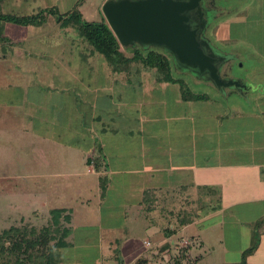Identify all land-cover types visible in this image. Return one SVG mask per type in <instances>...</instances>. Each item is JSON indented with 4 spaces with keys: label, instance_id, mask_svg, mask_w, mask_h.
<instances>
[{
    "label": "rangeland",
    "instance_id": "374dc122",
    "mask_svg": "<svg viewBox=\"0 0 264 264\" xmlns=\"http://www.w3.org/2000/svg\"><path fill=\"white\" fill-rule=\"evenodd\" d=\"M76 1L5 0L0 8L2 12L31 14L55 7L65 13ZM105 1L84 0L79 7L82 19L106 21L102 11ZM236 3L235 9L214 25L212 36L225 48L245 52L243 65H251L258 81L264 83V0ZM45 17L39 25L9 24L10 37L18 41L17 56L22 55L17 61L10 57L14 51L10 52L8 42L0 45V56L6 55L0 58V231L20 218V210L29 215L28 224L43 225L49 208L64 206L71 208L73 215V245L64 249L67 264H138L140 260L172 264L183 245L187 253L183 264L190 258L192 264L246 262L249 255H255L252 264H264L256 249L242 256L252 243L249 228L240 224L260 212L251 214L246 207L260 210L262 203L214 213L211 207L219 198L208 194L210 189L194 192L191 188L186 192L196 200L192 207L208 218L169 233L173 221L164 213L178 211L188 195L184 198L177 193L175 198L176 188H162L158 207L164 213L159 209L145 213L138 189L143 185L137 178L138 170L151 163L142 157L148 149L142 143L149 140L145 137L149 131L139 132L141 121L158 118L167 134L170 121L165 119L171 115L178 116V133L193 141V162H202L210 175H219L222 165H264V85L245 99L229 98L196 80L194 83L189 74L175 71L188 86L185 95L196 97L186 102L179 82L156 83L153 76L142 73L130 76L132 81L138 76L141 84L133 81L129 85L127 79L119 80L117 74L110 73L101 54L89 55V45L77 30L58 27L54 14ZM30 51L35 52L33 57L24 55ZM241 71L237 67V74ZM94 88L99 107H103L98 109L102 120L87 125L83 116L71 114L76 107L81 112L87 110ZM107 95H112L111 99ZM199 95L205 96L197 98ZM175 134L177 131L171 136ZM88 157L99 158L101 172L90 170L94 167L86 164ZM98 175L108 177L103 194L97 190ZM254 192L242 190L241 194L250 197ZM30 208L37 209V214L29 213ZM173 214L176 218L177 213ZM168 235L176 244L159 249L168 242ZM185 238L188 245L181 243Z\"/></svg>",
    "mask_w": 264,
    "mask_h": 264
},
{
    "label": "trees",
    "instance_id": "16d2710c",
    "mask_svg": "<svg viewBox=\"0 0 264 264\" xmlns=\"http://www.w3.org/2000/svg\"><path fill=\"white\" fill-rule=\"evenodd\" d=\"M1 1L3 2L5 0H0V5H2ZM83 2L84 0H77L73 8L65 13L56 11L55 7L42 9L31 14L2 12L0 8V45L10 42L9 37L4 32L6 24L14 23L21 26L39 25L44 22L45 15L51 13L56 16L55 22L58 24V27H72L77 30L79 35L89 45V55L92 57L95 53L101 54L106 60L104 64L109 67L110 73L117 74V77L127 79L129 85L133 81H135V85H139L141 82L138 76L132 81L130 78L131 75L149 74L154 77L156 83L172 85L175 82H179L180 87L178 89L184 102L191 98H196L192 93L185 95L188 92V86L180 75H176L172 67L171 59L166 53L155 48H150L146 52L140 47L123 49L107 21L95 22L82 19L79 7ZM135 85L133 87H136ZM204 96L199 95L197 98H204ZM86 164L92 165L95 170H98L101 166L98 157H88ZM103 181L100 180L101 194L104 193ZM210 190L214 192L213 189ZM154 193L153 188H146L143 191L142 205L145 213H150L158 207L162 197H157ZM195 202L196 200L192 196H189L184 201L185 206L182 205L178 211L170 208L171 210H167L165 213L158 207L160 212L170 216L171 222L173 221L170 224L171 231L169 230V233L176 232L183 226L193 222L200 215L201 209L198 211L192 207ZM202 209H204L203 205ZM173 213H177L176 218H174ZM187 213H189L188 216ZM71 220L72 213L70 209L54 208L49 210L48 217L43 225L26 224L24 226L10 225L4 227L0 231V264H64L65 258L62 255L61 249L70 245L67 237L72 231L70 225ZM263 221L264 217L254 223L253 228L255 226L257 229H253V237L256 241L253 240L252 245L242 252L244 258L256 248L258 231ZM174 244H176L175 241L168 235V242L165 246H160L159 249L164 250ZM185 245H188V243ZM186 258V246L183 245L179 246L176 257L172 258L171 261L172 264H183ZM191 259L187 260L188 264L194 262ZM140 263L144 264L146 260H140L138 264ZM228 264H246V262L243 259L240 262Z\"/></svg>",
    "mask_w": 264,
    "mask_h": 264
},
{
    "label": "crops",
    "instance_id": "0c3cea01",
    "mask_svg": "<svg viewBox=\"0 0 264 264\" xmlns=\"http://www.w3.org/2000/svg\"><path fill=\"white\" fill-rule=\"evenodd\" d=\"M9 30H10L9 24H6L4 32L10 39V42L8 44L11 48L10 52L12 53V51H14L13 52L14 54L10 57H12L13 59L17 61L19 57H22V55L17 56V54L20 53L19 52L20 49L17 48L18 45H16L18 41L16 40L17 38L15 36H14L15 38L10 37V34L8 32ZM14 32H16L15 29H14ZM39 42L40 41H38L37 43ZM27 53L28 54H24L27 57L29 56L33 57V54H35V52H31V51ZM26 56L25 58H27ZM5 57L6 55L0 56V58H3V59ZM39 57L45 58L47 60L50 58L42 54H40ZM51 59L52 58H50L49 60ZM255 77H256L255 79L257 80V83H256V89H254V91L259 88V85H264L262 81H258L257 76ZM76 78L80 80V78L78 77ZM116 78L119 80H123V81L125 80L123 77H116ZM246 82L248 83L249 86H251L252 84L251 82H248V81ZM209 88L215 91V89H213L212 87H209ZM87 89H89V86H87ZM97 92L98 91L95 88L93 91H91L90 94L92 95V103L89 105L86 111L81 112L80 111L81 109L76 107L79 111L77 112V109H73L74 111L71 115L73 117H77L78 114L83 116L84 124H87V125L92 122L96 123L97 121H101L102 112L100 113L98 109L101 110L103 107L102 105L101 107H99L100 104H98V100H97L98 98L96 96L98 95L96 94ZM219 95L223 96L222 94H219ZM107 96L110 97V99L112 97V95L111 96L107 95ZM236 98L241 99L239 97H236ZM177 117L178 116L171 115L170 117L165 119L167 121H170V124L167 126V134L165 132V127L163 126V123L160 124V122L162 121L158 118H152L147 123H145V120L141 121L142 127L139 129V132L149 131L148 134L145 136L146 138H149V140L147 141L144 140L142 143V146L146 145L148 149L146 150V152H143L142 157H144L145 161H151V163H147L146 165H143V167L139 169L137 172L138 174L137 178L140 180L139 181L140 184L143 185L142 187L141 186L138 187V189L142 191V195L140 199L141 203H142L143 191L146 188H153L155 192L154 194L157 195V197H161L162 191L164 190L162 188L173 187L177 189V193H179L180 196H184V198L185 197L187 198V195L188 197L192 196L191 193L186 192L188 189L192 188L194 192H199L202 189H206V190L213 189L214 187L213 188L211 187L213 185L217 187L215 189L216 190L218 189V190L217 191L214 190V192H211L210 190L208 194L214 195L219 198V199L217 198L218 199L217 203L212 208L213 209L212 211L214 213H220V212H224L227 210L233 211L232 209H234L238 205H244V204H250V203H255V204L262 203V207L260 210H255L254 207L252 206L246 207L248 208V211H251L250 212L251 214H252V211H256V212L260 211V212H257L258 214L254 216L253 218H250L240 223V224H245V226L249 228L248 233L250 234L249 235L250 241L252 243V240L254 238L252 235V233H254L253 225L254 223H256V221L264 217V165L256 164L255 162H252L248 165H240V164L222 165L221 172L219 175L214 174V173L210 175V173H208L209 172L208 169L205 168V166H202L201 161H200L201 162L200 164L193 162V158H191V155L193 154V151H194L193 141L187 140L186 136H183L182 134L178 133L180 132L179 131L180 127H178L179 123L175 121ZM183 119H186V118H183ZM171 121L173 123L172 125H171ZM176 131H177V134L171 136V133L174 134ZM172 138H174V140ZM102 146L103 145L101 144L98 146L99 151L102 149ZM187 154L189 155V157H187L188 156ZM89 166L91 167V165ZM93 169L94 168L92 167L90 168V170H93ZM101 169L102 167L100 166L98 170L94 169V171L101 172ZM106 170L107 169L104 168V171ZM203 171H207V172L202 173ZM253 171L255 174H253ZM242 173L243 174L245 173L248 175H241ZM142 174H145V175H142ZM174 175H176V177H174ZM106 179H108L107 175H98L97 190H99V193L101 192L100 180H104L106 182ZM104 181H103V184L105 185L106 183ZM242 190H245V191L255 190V192L250 197H247L245 196L246 194L245 195L241 194ZM177 193L175 196H177ZM242 197H245V198L242 199ZM140 206L142 210H144L143 205L141 204ZM54 208H68L71 210V208L64 207V206L54 207ZM54 208H49L47 210L46 218L48 217L49 210L54 209ZM205 208L206 206H204V209ZM156 210H158V208ZM18 212H19L18 216L20 218L18 220L15 219L14 221L16 222L10 225H19L21 223L23 225H26L30 223L28 222L29 215H25V213L22 212L21 210ZM37 212L38 210L35 208L29 209V213H31L32 215L37 214ZM71 213H72V210H71ZM9 216H10V213H9ZM23 216H27L26 220L23 218ZM205 218H208V217H206V215L205 216L199 215L196 218V220L183 226L181 229L182 230L186 229L191 224H194V222L199 223L203 221ZM72 220H73V215H72ZM72 220H71V223H72ZM30 225L39 226L40 224L39 225L30 224ZM3 228L4 227H2L1 229ZM71 235L72 234H70L67 237V241L70 243V245L67 247H72L73 245L70 239ZM181 241H180L181 243L189 242L188 240H186V238L182 239ZM67 247L61 249L62 255L65 258L64 264H67L68 262V257L64 253V249H66ZM255 249L257 250L259 255L263 256L262 258L264 261V221L258 231V243ZM254 256L255 255L248 256V259L246 261L247 264H252Z\"/></svg>",
    "mask_w": 264,
    "mask_h": 264
},
{
    "label": "water",
    "instance_id": "95a60500",
    "mask_svg": "<svg viewBox=\"0 0 264 264\" xmlns=\"http://www.w3.org/2000/svg\"><path fill=\"white\" fill-rule=\"evenodd\" d=\"M203 1L106 0L102 11L123 49H159L170 57L174 71L189 74L194 83L202 79L218 94L246 90L242 78L221 73L227 55L206 36Z\"/></svg>",
    "mask_w": 264,
    "mask_h": 264
},
{
    "label": "flooded vegetation",
    "instance_id": "af4514ba",
    "mask_svg": "<svg viewBox=\"0 0 264 264\" xmlns=\"http://www.w3.org/2000/svg\"><path fill=\"white\" fill-rule=\"evenodd\" d=\"M238 0H204L203 5L206 9V17L208 18V28L206 30V36L210 39L212 45L220 52L226 53V60L222 64L221 73L225 76L229 77H238L242 78L243 80H246L248 82H251V86L247 85L248 89L246 90H236V89H226L224 94H222L225 97H239L241 99H245L254 89H256V83L257 80L255 79L256 74L251 67V65L244 66L243 65V59L246 57L244 56V53L239 51L237 48H225L224 45L219 43L214 37L212 36V28L215 24H217L219 21L224 19L222 15L231 12L236 7V2ZM221 17V18H220ZM241 63L239 66L238 63ZM237 67H240L242 69L241 75L237 74ZM198 84H202L206 87L208 85L201 79L197 80ZM210 87V86H209Z\"/></svg>",
    "mask_w": 264,
    "mask_h": 264
}]
</instances>
